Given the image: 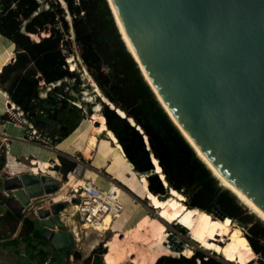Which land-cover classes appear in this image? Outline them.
I'll list each match as a JSON object with an SVG mask.
<instances>
[{
    "label": "trees",
    "instance_id": "obj_1",
    "mask_svg": "<svg viewBox=\"0 0 264 264\" xmlns=\"http://www.w3.org/2000/svg\"><path fill=\"white\" fill-rule=\"evenodd\" d=\"M0 34L15 44L14 52L0 71V89L15 105L21 120L17 121L28 133L35 131L39 136L33 142L56 147L94 114L97 105L105 117V138L115 145L125 162V176L142 181V194L151 200L153 208H158L166 197L158 195L167 193L166 185L171 187L169 194L180 203L186 204V196L189 207L207 212L218 207L228 218L243 223L247 242L264 258V221L246 214L230 190L219 185V179L173 121L128 49L108 0H0ZM73 45H77L79 53ZM76 55L80 62L75 58L76 66L70 67L69 59ZM83 68L101 93L94 95V102L86 101L83 95V90H89ZM102 115L95 121L101 120ZM1 118L7 120L8 115ZM0 150L1 186L6 145H1ZM59 157L62 164L55 168L66 179L77 163ZM156 160L157 167L153 163ZM129 164L133 170L127 172ZM124 183L138 193L132 183ZM3 219L10 225L22 222L26 238L39 224L21 211L10 209ZM241 232L235 228L227 240L230 243L239 240L244 237ZM118 242L119 238L115 247ZM125 250L124 254L136 252L134 246ZM105 253L106 248L100 244L84 264L92 261L103 264V254L110 264ZM75 256L81 257L79 253ZM115 256H119L116 250ZM191 256L163 255L155 264H229L212 256L204 259L206 255L202 252ZM198 257L202 259L200 263Z\"/></svg>",
    "mask_w": 264,
    "mask_h": 264
},
{
    "label": "water",
    "instance_id": "obj_2",
    "mask_svg": "<svg viewBox=\"0 0 264 264\" xmlns=\"http://www.w3.org/2000/svg\"><path fill=\"white\" fill-rule=\"evenodd\" d=\"M108 2L128 49L173 121L184 126L216 169L264 210V0ZM8 107L13 104L8 102ZM2 176L4 188L14 190L7 200L13 211L59 190V184L46 182L44 175ZM166 190L171 187L166 185ZM141 203L167 225L157 209ZM64 208L65 203H54L40 208L38 216L47 228L45 237L68 261L74 240L60 221ZM211 213L227 217L218 207ZM184 248V243L176 247ZM257 261L264 264L263 257Z\"/></svg>",
    "mask_w": 264,
    "mask_h": 264
},
{
    "label": "rangeland",
    "instance_id": "obj_3",
    "mask_svg": "<svg viewBox=\"0 0 264 264\" xmlns=\"http://www.w3.org/2000/svg\"><path fill=\"white\" fill-rule=\"evenodd\" d=\"M34 38L37 40L38 38L36 36H34ZM74 49L77 51V53H79V49L77 47V45H73ZM77 61L80 62L79 57L76 55L74 58L69 59V64L70 67L73 66V68L76 66L75 65V61L73 59H75ZM2 69V68H1ZM84 77L87 79L88 84L91 85L90 88H87L89 90H83V95L86 101L88 102H94V95H101L99 88L97 87L96 83L94 82V80L90 77L89 73L86 71V69L83 68L82 70ZM87 84V85H88ZM91 89V90H90ZM107 101V99H105ZM108 102V101H107ZM110 103V102H108ZM111 104V103H110ZM112 105V104H111ZM113 107V105H112ZM96 109L99 110V107L96 105L93 108V111H95ZM8 115V119L7 121H12L15 124L17 123L18 125L21 124L20 122L17 121V118L19 117L18 112L15 110V108H11L10 110H7L6 113ZM102 115V114H101ZM93 116V119H92ZM100 116V115H99ZM94 115H90L87 120L88 123L86 124V128L83 132L77 134L75 136V138L68 144H62L60 146V153L57 155V161L56 164L52 163L50 161L51 167L50 168H54L56 170V165L61 166L62 162L59 156H63L64 158H66L67 160H73L77 163V166L71 171V173L69 172L67 174L66 179L59 173V170H56V173L50 174V173H46V172H39L37 173L38 176L44 175L46 177V179H50L52 181H48V182H56L58 181L61 188L63 187L64 190H60L58 191L56 194L61 196V199H58L57 201L59 202H63V200L65 199V197L67 195L70 194L71 191V186H69V176L71 174H74L77 176L75 177L76 179H82L83 176L85 175V173L89 172V174H87L89 177L91 175V178L102 181L101 180V175L98 174L97 172H100L101 174L105 175L108 177V180H115L117 183H119L121 186L127 187L124 182L129 181L130 183H132V187L133 188H138L137 192L139 194L134 193L135 196V200L138 201L139 203L143 202L146 205H149V207H151V209H154L153 204H151V200H149L146 197H142V186L141 183L142 181L140 180H132L131 178H127L125 176V171H126V167H125V162L122 159V157L117 153V149L115 147L114 144H112V142L110 140H108V138H105V133H103L101 135V137H99V140L101 141L99 147L96 150L95 156L94 158H89L84 154V149L85 146L87 144L88 138L90 133L93 131L95 125H94ZM1 119V118H0ZM4 120V119H2ZM6 120L4 122H7ZM98 121V120H97ZM100 121V120H99ZM101 122V121H100ZM1 125H3L4 123H0ZM0 125V127H1ZM23 125V124H21ZM17 125L13 126L14 128ZM24 126V125H23ZM18 127V126H17ZM25 127V126H24ZM11 132L15 133V130H11ZM20 131V130H19ZM26 133V131H25ZM33 134V133H32ZM2 136V135H1ZM4 139V135L2 136ZM6 142H9L8 139L6 140ZM39 144V143H36ZM41 145V144H40ZM44 146V145H42ZM25 147V146H24ZM27 147V146H26ZM25 147V151L22 154H27L28 148ZM79 149L78 150H74V149ZM18 150V149H17ZM17 153H19L17 151ZM20 158V166H15V170L14 171H20V169L22 170V172H28L30 173L31 171L29 170L30 166L32 165L31 163V156L28 154L27 156H19ZM6 164V163H5ZM158 166V163L156 164L155 167ZM5 167V165H4ZM20 168V169H19ZM128 172V170H127ZM86 176V175H85ZM114 176H116L118 179H114ZM130 176H132V174H130ZM123 182H121V181ZM114 181V182H115ZM119 181V182H118ZM103 183L105 182L104 180L102 181ZM220 182V180H219ZM105 184V183H104ZM219 185H221L223 187V189H228L227 187L223 186L221 184V182L219 183ZM119 186V185H118ZM120 187V186H119ZM230 190V189H229ZM231 194L235 197L236 202L243 208V210L246 212V214H253L255 215L257 218H259L252 210H250L242 201H240L238 199V197L236 195H234L232 193V191L230 190ZM56 194H53V196L56 197ZM48 196L44 197V198H37L34 200L35 205H42L44 204L43 200H46V202L48 201ZM133 198V197H132ZM187 202L189 203V200L187 199V197L185 196ZM43 199V200H42ZM123 201V200H122ZM141 201V202H140ZM125 203V209H124V213L120 215L119 218L114 220H110L108 222V226L106 227H101L100 229L102 230H93L92 228H87V229H83L84 231H88L90 232V236L89 238L86 239V237L83 239L82 238V243H83V250L81 252L82 255V264H84V259H86V255L89 253V242L91 240L93 241H98L99 243L97 244V247L102 244L104 248H106V255L109 257V261L110 264H155V262L157 261V259L163 255H171L173 256V253H168L167 251V246L162 245V241L160 240V235H161V231H156L153 234L147 233V232H141L142 231V226L138 223L136 226H134L132 228V226L135 224L134 222L136 221V219H138L139 215H142V213H146L147 215L149 214L150 217L155 218V215H153L149 210L146 209L145 206H143L142 208L137 205L135 206L134 204H131L128 206V204L123 201ZM151 206H150V204ZM176 202V204L178 205L177 208L182 209V207H189V204H182L179 202V200L177 199H170L168 200L166 206H169L170 203H174ZM136 204V203H135ZM142 204V203H141ZM170 207V206H169ZM155 209H157V213H160L161 210L163 209V207L159 204L158 208L156 207ZM211 213V212H210ZM176 214V213H175ZM126 216L128 217V219H131V222L129 223V229H125L126 228V224H122L121 221L124 220V218H126ZM173 217V216H171ZM261 220V218H259ZM232 220V219H231ZM237 221H239L238 219H235V223L229 225V226H225L229 228V232L228 233H215V236L209 239L210 245L211 247H213V249L215 250H209V249H205L204 247H200L199 242L205 239L206 237V232H207V228L204 226H200L198 228H196L195 230V234H191V230H189V235L191 238H189V236L187 235V233L184 231L183 234L188 238V239H192V244L190 245V247L185 248V250L187 251V254H185L186 256H190V255H195L196 252H202L205 255L208 256H212L217 258L218 260H228V258L230 257V255H228L227 250L230 247V242L227 240V236L235 229L238 228L240 229L242 232V236L245 237V229H242ZM133 222V223H132ZM141 222V221H139ZM142 223V222H141ZM171 223V222H169ZM162 229L165 228L168 233H175L174 229L176 230H180L181 226H179V224L176 222H174L172 224V227H167L165 225V223H162ZM106 228V229H105ZM109 228H113V229H109ZM168 228V229H167ZM183 228V227H182ZM153 235V236H152ZM177 235V234H176ZM221 235V236H220ZM175 236V235H174ZM178 239L180 241L184 240V238L182 239L183 236L178 234ZM119 238V242L116 245V247L114 246V243L116 241H118ZM121 238V240H120ZM246 239V238H245ZM175 240V239H174ZM174 240H171L172 242H174ZM85 241V242H84ZM176 241V240H175ZM247 241V240H246ZM238 243H242L240 240L238 241ZM85 243V245H84ZM223 243V244H222ZM219 244H221V248L219 247ZM199 245V246H198ZM130 246H134L136 249V252L132 255L131 253H126L129 256H125L126 254H124V251L121 252L123 249H126L125 251H127ZM225 247V248H224ZM115 250L116 253L118 255H123V256H115ZM247 250L250 252L251 255H253L254 261L249 262L248 264H259V262L255 261L256 258H258L259 256L256 255V253L253 251L252 247L250 246V244L247 242ZM175 252V251H174ZM185 255H181V256H185ZM102 259H103V264H107L105 262V255H102ZM138 256L139 259L137 258ZM185 256V257H186ZM191 256V257H192ZM126 257V258H125ZM175 257H179V256H175ZM143 258L145 259V261H141L140 259ZM136 261V262H134ZM229 264H238L236 262H228ZM53 264H57L53 263Z\"/></svg>",
    "mask_w": 264,
    "mask_h": 264
},
{
    "label": "bare ground",
    "instance_id": "obj_4",
    "mask_svg": "<svg viewBox=\"0 0 264 264\" xmlns=\"http://www.w3.org/2000/svg\"><path fill=\"white\" fill-rule=\"evenodd\" d=\"M123 33H124L126 41L129 44L130 49L134 51V49L131 45V41L128 39L126 33L125 32H123ZM14 49H15L14 42L11 41L9 38L1 35L0 36V71H1V68L9 60L10 56L14 52ZM10 109L11 108L8 107V99L5 97V92L0 89V118L6 113L7 110H10ZM93 115L95 116V118H94V121H95L96 118L101 116V113L99 112L98 109H96L94 111ZM92 119H93V116H92ZM100 121H101V125L94 127L93 131L89 135L87 144H86L85 149L83 151L84 154L89 158H94L96 150L101 143V141L99 140V137H101V135L103 133H106L105 117L103 115H102ZM175 122H176L177 126L180 128L181 132L184 134V136L188 139V141L192 144V146L199 153V156L201 157V159L208 165V167L212 170L213 174L220 180L221 184L223 186L227 187L228 189H230L238 197V199L240 201H242L250 210H252L259 218H261L264 221V210L261 207H259V205L253 199L249 198V196L247 194L243 193L242 189H237V186L233 182H230L229 178L226 175H223L220 170L216 169V166H215L214 162L212 161V159L208 155L204 154L203 149L192 138V136L188 133V131L184 128V126L177 119H175ZM87 123H88V120L86 118L85 120H83V122L75 129V131L70 136H68L65 140H63L61 143L58 144V146H57L58 149L60 148V146L63 143L64 144L70 143L75 138V136L77 134L83 132L86 128ZM134 124H135V122H134ZM13 126H14V124L11 121H8L6 126H5V129H7L8 132H11L10 129L13 130L14 129ZM28 149H29V153H30L29 155L35 156V157L31 156L32 157L31 158L32 159L31 160L32 165L29 168L30 171H32L33 173H36V174L41 172V171L46 172V173H50V174L56 173L52 168H50L51 164H50V160H48V159H56L54 152L49 151L48 148L46 149V148H42V147H38V146H34V145L28 146ZM74 150H79V149L76 148ZM13 153H17L16 146H14L12 151H10L8 154H9V156H11ZM10 160H11V164H13V165H15V164L18 166L21 165V163H19V162H13L11 157H10ZM153 163L156 165L158 163V161L157 160L155 162L153 161ZM8 167H10V164ZM87 174H89V173L87 172ZM159 174H161V173H159ZM75 177H76L75 173L71 174L69 176V181H68L69 186H72L76 182L81 181V179H79V178L76 180ZM85 178L86 179H92L94 182L96 181L95 179L88 177L87 175L85 176ZM162 179H164V178L162 177ZM101 180L102 181L104 180L102 176H101ZM105 184H106V187H107V185L109 186L108 180H106ZM165 184H166V182H165ZM112 186H114V185L112 184ZM116 187L118 189L119 196H121V199L123 201H125L128 204V206L131 204H134L135 206L139 205L141 208L143 207V205L141 203L134 200V198H132L129 195L130 194L129 192H128L129 194H127V192L124 191L125 189H123L119 186H116ZM158 195L160 197L166 196L159 203L163 207L161 212L158 213V215L161 219H163L167 223H169V222L173 223L176 221L179 224L184 225L188 230H191V234H195L196 228L200 227L201 225L207 228L205 239L203 240V242L202 241L199 242L200 247H204L205 249H209V250H214L213 247H211V245H210L209 239L214 237L216 232L224 233V234L229 232V228L225 227V226L226 225L229 226L232 224V220L230 218H228V217H226L224 219L220 218L217 215H214V214L207 212L203 209H200L198 207H188V208L182 207V209H179V208H176L178 206L176 204V202L170 203L169 206L171 207V209H173V210L176 209L175 210L176 214L174 213L173 217L168 216V214L166 212L168 211L169 206H166V204H167L168 200L174 199V198L169 194V192H167L165 194H158ZM58 199H61V196L59 194L58 195L56 194V200H58ZM110 220H112V219H111V217L108 216L106 218V223H105L104 227L108 226V222ZM139 221H141L142 223ZM161 222L164 223L159 218H157V217L152 218L149 216V214L147 215L144 212V213H142V215H139L137 223L134 224L132 226V228L139 223L142 226L141 232H147V233L153 234L156 231H158V232L161 231L160 232L161 233L160 240L162 241V245L167 246L168 244H165V242H167L168 238L172 237L173 235L169 234L165 228L162 229ZM100 228H98V229L102 230ZM109 229H113V228H109ZM174 239H171V240H174V242L170 241V243H175L176 245H182L183 241H180L178 239V237H174ZM239 240L242 243H238L237 241H235V242H232L230 244V247L227 250V253H228V255H230V257L228 258L227 261L236 262L238 264H247V263L253 261L254 258H253V255H251L250 252L247 250V241H246L245 237H241ZM219 247L221 248V244H219ZM183 250L184 251L182 252V254H184V255L187 254V251L185 249H183ZM167 251H168V253L174 252V250L170 249L169 247H167ZM121 252H123V250ZM140 264H143V263L140 262Z\"/></svg>",
    "mask_w": 264,
    "mask_h": 264
},
{
    "label": "crops",
    "instance_id": "obj_5",
    "mask_svg": "<svg viewBox=\"0 0 264 264\" xmlns=\"http://www.w3.org/2000/svg\"><path fill=\"white\" fill-rule=\"evenodd\" d=\"M14 56H15V53H14ZM5 97L8 99V96H7L6 93H5ZM8 102H9V100H8ZM1 121H2V118L0 119V123H1ZM3 121H5V120H3ZM7 122H3L4 123L3 125L0 124L1 125V127H0V138H3L2 136L4 134L5 137L9 141L8 142L9 146L7 148V151H6V162H5L6 164H5V167L3 168V171L1 173L2 182H1V186H0V193L4 189V183H3L4 177L2 176V174L4 172L9 173L11 176H13V175L14 176H17V175H21L23 173H27V172H22V170L20 168L19 169H20L21 173L19 171H14L15 170L14 169L15 166H18V165L11 164V160H10V157H11V159L13 160V162H19L20 163V159H19L20 157L19 156H21V155L27 156L28 154H30L29 153V149L27 151V154H22V153H24L26 146H27L26 148H28V146H30V145H34V146H38V147H42V148H46V149L48 148V150L54 152L55 153V156H56V159H48V160H50L52 163H55V164H56V161H57V155L60 153V151H59L60 149H58V147H57L58 145L56 147H53L52 148V147L42 146L40 144H36L35 142H32V141L27 140L26 137H25V131H26L25 130V127L23 125H21V124L18 125L16 123V125L18 127L16 126L13 129V130H15V133L14 132H8V130L5 129V126H6ZM12 123L15 126V123L14 122H12ZM14 146H16V149H18L17 151L19 153H13L11 156H9L8 153L10 151H12V149H13ZM30 156L35 157L34 155H30ZM9 164H10V167H8ZM53 170L56 172L57 169L55 170L53 168ZM127 170L128 171L129 170H133V166L131 164H129V167H127ZM30 173H33V172L31 171ZM59 173L63 176V174L61 172H59ZM97 173L100 174L103 177V179L105 180L104 183H106V180H108V177L105 176V175H103V174H101L100 172H97ZM33 174L34 175H37L36 173H33ZM85 175H87V173H85ZM85 175L83 176V178L81 179V181L84 180V179H86L85 178ZM90 177H91V175H90ZM137 177L138 178H141L138 175H137ZM115 178L119 180V178H117L116 176H114V179ZM45 181L48 182V181H52V180L46 179V177H45ZM114 181L115 180H108L109 185L112 184V183H117L116 181L115 182ZM95 182L98 185L102 186V187H106V184H104L102 181L96 180ZM49 183H57V184H59L58 181H56V182H49ZM117 184L121 188L125 189L124 191L127 192V194L130 193L129 195L131 197H133L134 200H135V196H134V193H136L135 191H133L125 183L124 184L127 187L121 186L119 183H117ZM59 187H61L60 184H59ZM60 190H64L63 187L60 188L58 191H60ZM57 192L51 193V196H53V194H56ZM136 194H138V193H136ZM43 195H45V194H43ZM138 196H139V194H138ZM53 197H55V196H53ZM142 197H144V196H141V198ZM35 198H38V197H35ZM7 200L8 199H2L0 201V264H44V261H45L46 257L50 253L54 254V256H55L53 262L50 263V264H53V263H56V262H57V264H70V261L72 259L73 260H76L78 262V264H82V262H81L82 259H83L82 258V255H81V252L83 250L82 238L83 239L85 237H86V239L89 238L90 232L86 231V233H85V231L82 228V232L80 234V239L78 240V242H76L74 240V244L75 245H74L73 249H71V253H70V256H69V260L66 261L65 258L62 256L61 252H59L56 249V247L53 245L52 241L48 240L45 237L46 236V230H47L46 227L40 225V223H39L37 225L36 231L35 232H32L29 238H26L25 235L22 234L23 223L21 225H20V222L17 223L16 225L15 224L10 225L7 220L3 219V217L5 216L6 211L8 209H10L9 205L7 204ZM43 202H44V204H42L43 205V208H46L47 209L52 204L58 203L59 201H57L56 200V197H55L54 201H52V202H46V200H43ZM65 205H66V203H65ZM10 210H12V209H10ZM62 211H61L62 213L59 214V217H60V221L65 226L64 231H67V232L72 233V230H71L72 220H74L76 223H78V217L77 216H74V218H71V219H68V221L67 220L65 221V219L67 218V212L64 211V209ZM123 213H124V211H123ZM29 218H34V219L37 220V222H39V217H37L35 215V213L32 212V211L30 212V217ZM131 220H132V218L131 219H128V217L126 216V218H124V220L121 221L122 224H126V228H125L126 230L129 229V223L131 222ZM137 221H138V219H136V221L134 223L136 224ZM58 230H60V229L58 228ZM8 231H11V234H9ZM15 231L20 232L19 235H18V237H13L12 234ZM56 231H57V229L54 230L55 233H56ZM29 241H31L32 244L29 245L28 244ZM98 243H99V240L98 241L91 240L89 242V253L86 255L87 256L86 258H88L92 254L93 250L97 247V244ZM84 245H85V243H84ZM28 251L30 252V255L29 256H24L25 255L24 253L25 252H28ZM76 253H79L80 254L81 257L79 259L76 258V256H75ZM119 256H121V255H119ZM91 264H95L94 261H92Z\"/></svg>",
    "mask_w": 264,
    "mask_h": 264
},
{
    "label": "built area",
    "instance_id": "obj_6",
    "mask_svg": "<svg viewBox=\"0 0 264 264\" xmlns=\"http://www.w3.org/2000/svg\"><path fill=\"white\" fill-rule=\"evenodd\" d=\"M12 108H15L14 104H13ZM18 115H19V113H18ZM18 119L20 120V116L18 117ZM26 132L28 133L27 130H26ZM35 133H36L35 131L29 132L28 133L29 135L27 136L26 139L29 141H32V142L34 139H38L39 136H37ZM6 140H7L6 137L4 139L0 138V143H1V145L5 144L6 147L8 148L9 144H8V142H6ZM0 152H1V150H0ZM112 184L115 187L112 186ZM112 184H110L107 187H102V186L98 185L97 183H95L92 179H84L82 181L76 182L74 185L71 186L70 194L65 197L63 202L66 203L64 211L67 212V218L65 219V221L66 220L68 221V219L74 218V216L78 217V223H76L74 220H72V224H71V230H72L71 234H72L73 240H75L76 242H78V240L80 239V234L82 232V228L83 229L92 228L93 230L99 231L98 228L105 226L106 218L108 216L111 217L112 220H115V219L119 218L120 215L123 213V211L125 209V204L122 201L121 196H119L118 189L116 187V186H118V184L117 183H112ZM60 188L61 187H59V189ZM13 191L14 190H6L4 188L3 191L1 192L2 196H0V201L2 199H8V198L14 196ZM43 196L49 197L47 202H52L55 199V197L51 196V194H45V195H42L38 198H41V197L44 198ZM35 199H37V198L30 199V202L23 207V210L21 211L23 213V216L30 217V212L32 211L35 213V215L37 217H39L38 216V210L40 208H43V205H35V203H34ZM62 212H60V213H62ZM173 223H167L166 226L172 227ZM175 223H176V221H175ZM233 223H235V220L233 221ZM21 224H22V222H20V225ZM179 226H181L180 230L174 229L175 233H172V232L169 233V234L173 235L171 237V239H174V237H177L179 234V235L183 236L182 239L184 238V240H182L183 241L182 243L185 244V248L190 247V245L192 244V239H188L183 234V232L185 231L187 233V235L189 236V238H191L189 235V230L182 224H179ZM56 229H57L56 233L60 231V230H58V228H56ZM8 233L11 234V231H8ZM19 233L20 232L15 231L12 235H13V237H18ZM85 233H86V231H85ZM178 246L179 245H176L175 243H169L168 244L167 247H169L170 249L175 251V252H173V256H179L180 257L181 255H184V254H182V252L184 250L179 251L176 249V247H178ZM24 254H25L24 256H29L30 252L28 251V252H25ZM207 256L208 255H206L204 257V259H207L208 258ZM257 256H259V255H257ZM54 258H55L54 254L50 253L46 257L44 264L52 263ZM201 260L202 259L200 257L197 258L198 263H200ZM255 261L257 262V258L255 259ZM70 264H78V262L76 260L72 259L70 261Z\"/></svg>",
    "mask_w": 264,
    "mask_h": 264
},
{
    "label": "flooded vegetation",
    "instance_id": "obj_7",
    "mask_svg": "<svg viewBox=\"0 0 264 264\" xmlns=\"http://www.w3.org/2000/svg\"><path fill=\"white\" fill-rule=\"evenodd\" d=\"M175 210H173V209H171V207H169V209H168V211L166 213L168 214V216H173V214L175 213Z\"/></svg>",
    "mask_w": 264,
    "mask_h": 264
},
{
    "label": "clouds",
    "instance_id": "obj_8",
    "mask_svg": "<svg viewBox=\"0 0 264 264\" xmlns=\"http://www.w3.org/2000/svg\"><path fill=\"white\" fill-rule=\"evenodd\" d=\"M156 166V165H155Z\"/></svg>",
    "mask_w": 264,
    "mask_h": 264
}]
</instances>
